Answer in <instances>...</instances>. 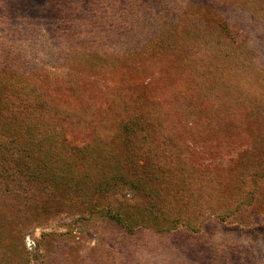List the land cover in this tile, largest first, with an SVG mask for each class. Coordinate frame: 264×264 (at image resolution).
<instances>
[{"label": "rangeland", "instance_id": "374dc122", "mask_svg": "<svg viewBox=\"0 0 264 264\" xmlns=\"http://www.w3.org/2000/svg\"><path fill=\"white\" fill-rule=\"evenodd\" d=\"M0 264H264V0H0Z\"/></svg>", "mask_w": 264, "mask_h": 264}, {"label": "trees", "instance_id": "16d2710c", "mask_svg": "<svg viewBox=\"0 0 264 264\" xmlns=\"http://www.w3.org/2000/svg\"><path fill=\"white\" fill-rule=\"evenodd\" d=\"M30 134V141L35 140L36 142H45L46 140H50L51 135H54L52 132L48 133V130H31ZM42 132V133H41ZM39 134V135H38ZM104 163H107V166H109L108 174H106L100 182L102 183L101 185L103 186L104 191H111L112 189H116V187H122L121 190H125L124 195L126 196L128 193H140L143 192V195L146 196H151L153 195V192H151L152 186L149 184L150 182L147 181V178H140V177H132L128 174H125L123 172V168L121 165V162L119 159L114 160L113 164L110 166L108 161H104ZM41 171V169L39 170ZM147 170H144L146 172ZM68 173L73 172L72 166L69 164H62L60 165L59 169L57 168L56 171L54 172L55 176L59 177L60 173ZM152 172V170H151ZM66 175V176H67ZM35 178V177H34ZM36 179V178H35ZM85 178H82L80 176L79 181L77 182H70L68 179L66 180H59L60 182L64 183L65 185H74L77 188H80L82 186V181ZM81 189V188H80ZM124 196V197H125ZM97 205L96 203H94ZM127 202L120 200L118 204H112L108 203L106 205H101L102 210H105V213L108 215L109 218L111 219H116L117 221H124L128 222L127 218H122L120 214V207L123 205H126ZM129 204H127L128 206ZM98 206V205H97Z\"/></svg>", "mask_w": 264, "mask_h": 264}]
</instances>
